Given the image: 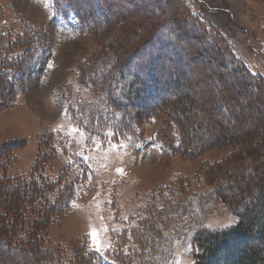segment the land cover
Returning <instances> with one entry per match:
<instances>
[{"label": "rangeland", "instance_id": "obj_1", "mask_svg": "<svg viewBox=\"0 0 264 264\" xmlns=\"http://www.w3.org/2000/svg\"><path fill=\"white\" fill-rule=\"evenodd\" d=\"M56 1L0 0V62L8 54V60L25 63L13 74L17 101L0 110V156L9 141L20 146L12 159L1 160L0 175L5 171L12 179L29 178L43 157L37 179L56 181L63 176L65 182L49 200L54 202L65 184L73 187L69 207L53 213L57 215L53 222L39 227L41 246L55 253V264L59 258L69 263L83 253L114 264L107 260L113 244L147 215L151 200L164 199L160 192L176 206L171 219L158 221L162 228L158 252L165 264H191L192 240L200 227L223 230L238 223L230 207L214 197L213 171L207 173L228 159L232 147H207L199 156L187 158L157 143L156 137L172 122L182 127L188 122L194 133L211 130V124L198 117L197 103L196 116L178 115L175 98L189 96L208 102L221 132L229 137L242 132L257 137L255 143L264 141V93L257 94L241 71L244 67L264 83V0H174L176 13L169 6L173 0H82V10L109 21L92 30L82 27L73 14L59 12ZM182 15L187 18L183 25L177 22ZM169 20L177 23L181 34L178 61H167L165 52L150 61L159 67L156 100H163V106L159 104L155 117L141 126L129 127L135 129V136L113 139L111 129L127 128L126 112L113 110L100 95L83 87L76 68L88 58H101L103 51H114L113 43L124 35L131 40L120 42L116 55L137 49ZM5 94L0 91V99ZM154 99L148 94L144 107L153 110ZM83 101L102 110L108 121L106 138L87 132L78 121L84 115L79 111ZM223 104L229 112L224 116ZM32 222L25 227L27 233Z\"/></svg>", "mask_w": 264, "mask_h": 264}, {"label": "trees", "instance_id": "obj_2", "mask_svg": "<svg viewBox=\"0 0 264 264\" xmlns=\"http://www.w3.org/2000/svg\"><path fill=\"white\" fill-rule=\"evenodd\" d=\"M81 2L82 0H57L55 4L59 12L73 14L86 29L92 30L99 23L105 26L109 23L106 20L100 21V17L94 19L90 10L88 12L82 10ZM100 2L102 0H98V3ZM169 3H171L169 6L172 13H176V2L173 0ZM101 9L104 10L103 13L106 12L103 5H98V10ZM107 15L105 13L106 17ZM186 19V16L182 15V18H177V22L183 25ZM178 28L175 21L169 20L158 27L154 34L137 49L116 55L121 43L125 44L131 40L122 35L125 39L119 38L120 40L113 43L114 51H103L100 53L101 58L91 61L88 58L76 68L83 87L97 96L100 95L105 104L113 110L126 112L127 128L114 127L111 129L113 139L128 135L135 136L137 132L129 127L141 126L142 122L155 117L154 114L159 104L160 107L163 106V100L161 103L156 100L160 91L159 67L150 61L161 56L162 52L168 56L167 61H178L176 60L180 47L178 36L181 35ZM199 33L204 35L205 32L199 29ZM2 36L0 32V40ZM20 41L13 42L12 45L14 43L17 45ZM1 49L0 44V54ZM233 63L241 67L239 62L233 61ZM24 67L25 63L23 65L21 61L8 60V54L4 61L0 62V91L5 90L6 92L3 99H0V110L13 106L17 101L18 94L13 74L18 73ZM241 71L253 84L257 94L264 93V83L260 77L250 74L244 67ZM180 75L184 78L183 73ZM148 94L155 98V101L151 103L154 106L153 110L143 105ZM175 99L177 107L175 110L178 115L185 114L187 119H191V116H196L198 113L201 121L211 124V130L204 132L196 130L197 133H194V128L190 127L188 122H183V127L178 122H175L176 124L172 122L160 131L161 134L158 133L157 143L171 148L175 154L181 151L187 158L199 156L207 147L216 148L223 145L232 147L228 159L212 169L208 168L207 173L213 171L211 182L214 186L212 190L214 197L219 203L230 207L238 218V223L234 227L223 230L200 227L192 240L194 253L191 264H264V179L259 181V176L264 173V141L255 143L254 139L257 137L255 138L253 134L241 132L231 138L224 131L221 132V126H219L221 124L214 120L212 107L206 101L199 99L196 101V98L189 96H184L181 100ZM224 99H227L225 93ZM196 103L199 108L196 109L197 113L194 108ZM91 107L90 103L87 105L84 101L80 102L79 111H82L84 115L78 118V121L85 126L87 132L106 138L107 131H109L108 121L100 112L102 111L100 108ZM221 112L223 116L229 114L226 105L221 106ZM176 137H178V144ZM19 148L17 141H9L2 148L0 163L3 158L12 159L14 152ZM247 157L248 160H246ZM44 163L45 159L39 158L29 178L17 176L12 179L5 174V171L0 175V211L5 212L0 215V264H44L45 262L55 264L57 261L53 251L41 246L42 241L38 238L39 227L52 223L57 216L53 213H62L63 209L69 207L74 191L72 186L65 184L59 195L57 193L55 201L51 202L49 200L51 195L65 182L63 176L56 181H49L43 177L37 179ZM255 186L257 187L254 189ZM159 195L161 199H164L162 201L151 200L150 206L146 208L147 215L131 230L130 234L126 232L121 234L118 241L113 244L112 250L107 254L109 262L114 264H165L158 252L160 243L157 239H162V234H160L162 228L157 224L162 218L171 219V210L176 206L174 205L176 202H172L171 197L166 198L161 192ZM179 205L181 206V203H178ZM31 219L33 220L32 229L30 233H27L25 227ZM163 223L166 225L167 221ZM152 231L159 232L158 236H151ZM11 258H15L14 263ZM44 259L47 261L44 262ZM59 260L57 264H105L94 253L79 254L69 263L63 262L60 258Z\"/></svg>", "mask_w": 264, "mask_h": 264}]
</instances>
